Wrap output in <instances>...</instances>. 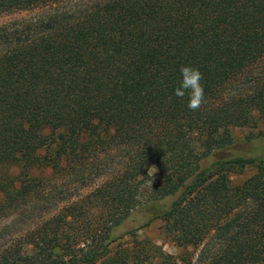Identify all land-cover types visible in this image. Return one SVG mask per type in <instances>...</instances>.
<instances>
[{
	"label": "trees",
	"instance_id": "16d2710c",
	"mask_svg": "<svg viewBox=\"0 0 264 264\" xmlns=\"http://www.w3.org/2000/svg\"><path fill=\"white\" fill-rule=\"evenodd\" d=\"M13 13L35 16L0 26V217L40 219L0 264H264V157L233 135L264 138V0H0ZM139 211L198 259L113 253Z\"/></svg>",
	"mask_w": 264,
	"mask_h": 264
},
{
	"label": "rangeland",
	"instance_id": "374dc122",
	"mask_svg": "<svg viewBox=\"0 0 264 264\" xmlns=\"http://www.w3.org/2000/svg\"><path fill=\"white\" fill-rule=\"evenodd\" d=\"M34 16L35 13L1 14L0 26L5 25L6 23H12L17 20L28 19ZM261 130V122L259 123L258 128H254L251 126L246 128L235 129L233 132L236 142V149L234 151L235 155L245 157H264V138L259 136ZM156 173V169L151 170V175H155ZM255 174L256 171L254 169H247L243 174L234 176L233 180L236 183H242L248 180L249 178L253 177ZM45 176L50 178L52 175L48 171ZM105 180V178L99 180L97 185H101ZM66 184L67 186H71L73 185V181L70 179L67 181ZM92 189L93 187L83 190L81 195L88 194L89 192H91ZM144 192L146 196L149 194V190L147 189H144ZM39 215V212H37V214H35V218L25 222H17L0 217V253L3 251V249L7 247V245L12 244L21 235L25 234L30 229H34L37 223H39ZM147 221L148 217L144 211H139L130 220H128L123 225V227L116 232V236H126L122 240H119L115 245H113L112 252L116 253L122 249H129L130 251L140 250L142 242L148 240L152 244L161 246L166 253L174 256L178 261H181L183 258H192L194 260L198 259L202 248L198 249L189 247L185 250H180L176 247L175 244L170 241V239L165 234V223L159 221L153 223L148 228H143ZM131 231L136 232L137 235L135 238L132 237V235H129V232Z\"/></svg>",
	"mask_w": 264,
	"mask_h": 264
},
{
	"label": "clouds",
	"instance_id": "9594fccd",
	"mask_svg": "<svg viewBox=\"0 0 264 264\" xmlns=\"http://www.w3.org/2000/svg\"><path fill=\"white\" fill-rule=\"evenodd\" d=\"M180 73L182 79L180 84L174 89L173 94L178 98H183L187 94L188 109L196 111L206 102L204 87L201 83L203 75L199 69L192 66H181ZM153 170H155V167Z\"/></svg>",
	"mask_w": 264,
	"mask_h": 264
}]
</instances>
